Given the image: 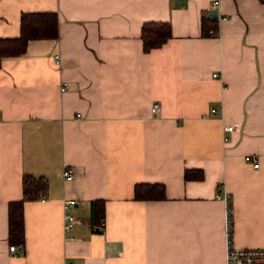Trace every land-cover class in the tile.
<instances>
[{
    "label": "crops",
    "instance_id": "0c3cea01",
    "mask_svg": "<svg viewBox=\"0 0 264 264\" xmlns=\"http://www.w3.org/2000/svg\"><path fill=\"white\" fill-rule=\"evenodd\" d=\"M213 1L0 0V37L23 12H55L58 30L0 60V264H225L229 241L264 247V2ZM151 20L171 36L145 51ZM24 175L45 188L17 240L8 203ZM136 183L165 197L135 199Z\"/></svg>",
    "mask_w": 264,
    "mask_h": 264
},
{
    "label": "trees",
    "instance_id": "16d2710c",
    "mask_svg": "<svg viewBox=\"0 0 264 264\" xmlns=\"http://www.w3.org/2000/svg\"><path fill=\"white\" fill-rule=\"evenodd\" d=\"M262 1V0H261ZM264 2V0H263ZM206 20H209L206 18ZM201 21V33L204 36L216 35V26ZM213 31V33H212ZM141 39L145 51L159 46L171 36L170 23L168 21H145L141 26ZM57 15L55 12H23L20 15V30L16 37H0V60L5 56L22 54L31 39L56 38ZM201 170H187L184 173L186 179L201 178ZM23 196L19 200L8 203V232L13 239H23L22 204L24 200L42 193L45 181L29 175L23 177ZM135 199H162L165 197L162 183H136L133 188ZM102 200L92 201L93 216L102 218L104 206ZM230 232V228H229Z\"/></svg>",
    "mask_w": 264,
    "mask_h": 264
},
{
    "label": "built area",
    "instance_id": "2783aa9c",
    "mask_svg": "<svg viewBox=\"0 0 264 264\" xmlns=\"http://www.w3.org/2000/svg\"><path fill=\"white\" fill-rule=\"evenodd\" d=\"M218 5V0H214L211 4V8L214 9L215 6ZM213 33V31H212ZM58 55L55 54V57ZM65 84V83H64ZM157 108V104H153L151 107L152 111H155ZM212 111H216V108H212ZM234 128V125L232 124H224L223 129L225 131H230ZM244 160L251 163L254 167L258 166L257 160L254 161V159L251 157L250 154H245L243 156ZM62 175L66 179H71L73 177V172L69 168H63L62 169ZM75 203L74 199H65L63 201L64 208H68L72 204ZM230 206L227 205V225L228 228L230 227ZM64 229L69 230L73 227L75 223V217L69 213L65 212L64 214ZM15 248V245L12 244L9 246V249L13 250ZM62 264H73L72 261H66ZM225 264H264V247H235L233 246L230 241L228 242L227 246V253H226V262Z\"/></svg>",
    "mask_w": 264,
    "mask_h": 264
},
{
    "label": "water",
    "instance_id": "95a60500",
    "mask_svg": "<svg viewBox=\"0 0 264 264\" xmlns=\"http://www.w3.org/2000/svg\"><path fill=\"white\" fill-rule=\"evenodd\" d=\"M207 15H208L209 17H215V16H217V13H216V11H211V12H209Z\"/></svg>",
    "mask_w": 264,
    "mask_h": 264
}]
</instances>
